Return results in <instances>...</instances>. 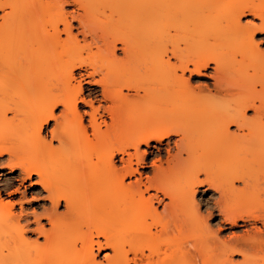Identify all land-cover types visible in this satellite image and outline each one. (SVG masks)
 <instances>
[{"label": "bare ground", "instance_id": "bare-ground-1", "mask_svg": "<svg viewBox=\"0 0 264 264\" xmlns=\"http://www.w3.org/2000/svg\"><path fill=\"white\" fill-rule=\"evenodd\" d=\"M0 138V264H264V0H0Z\"/></svg>", "mask_w": 264, "mask_h": 264}, {"label": "rangeland", "instance_id": "rangeland-1", "mask_svg": "<svg viewBox=\"0 0 264 264\" xmlns=\"http://www.w3.org/2000/svg\"><path fill=\"white\" fill-rule=\"evenodd\" d=\"M118 56H120L119 53H118ZM84 88H88V86L87 85H84ZM15 91H16V93L17 92L19 93V89L18 88L15 89L13 91V93H15ZM13 96H12V99L15 97V100L17 101V99H16V96L17 95H15L14 97ZM15 100H13V101H15ZM57 114H59V111H56L55 112V115H57ZM10 116L11 115H9V117ZM52 125H53V122H50V125H49L48 129H51L52 128ZM231 131H233V128H231ZM5 137L8 138V139L4 138L6 140V141L3 140V141H5L4 142V145H7V147H9V146L15 144V143H13V142H15V140L13 138H10V137H14V136H11V135L8 136V135H6ZM171 141H173V138L171 139ZM0 142L3 145L2 139H1ZM183 158H185L184 155H183ZM152 159H153L152 157H148L147 162L149 163ZM164 160H165V155H164ZM1 167H0V185H3L4 184V182H3L4 179H9V178H13V177L15 178L18 175V172L17 171L14 172V174H8V170H5L4 167H2V168ZM139 172H141L144 175H150V170L149 169L148 170L147 169H139ZM202 178H203V176L200 179H202ZM35 180H36V178L33 177L32 178V181H35ZM30 184H31L30 182H26L23 185V187L20 188V193H16V194L11 195L10 196L11 197L10 199L7 198L13 204L12 211L14 213H16V214L19 213V209L18 208H19L20 205L18 203H20V202L22 203V207H23L25 213L28 212L29 214L31 212H35V213H37V215H41V214H43L44 210H48L50 208L48 201H46V199H45V193H42L41 191H39V188L38 189L37 188L35 189V187L34 188H31L30 187ZM15 186H17V185H15ZM12 190H13V188L7 190L6 192L9 193ZM201 191H203V189H198V192H201ZM207 197L209 198L210 197V194H207L206 196H202L201 194H199V195H196L195 200H196V202H199V201H201L203 199L204 200L205 199H208ZM155 206L158 207L159 211L161 210L160 206H157V205H155ZM62 210H63V208H60L58 211L60 212ZM201 213H202V215H205L204 212H203V210H202ZM217 221H218V219H215L212 223L211 222L209 223L210 227L213 230H216V227L215 226L213 227V225H215L217 223ZM42 224L46 228L48 227L46 225L45 221H42ZM32 228H34V226H32ZM226 228H229V227H226ZM240 231L241 230H239V229H234V230L227 229L226 232H223L220 236L221 237H227V235H229L230 232H234L237 235H241L242 233ZM31 237L30 238L32 240L36 238V236H31ZM0 239L2 240V238H0ZM41 241L42 240H40V242ZM240 259H241L240 257H235L234 258V261L235 262H239V261H241Z\"/></svg>", "mask_w": 264, "mask_h": 264}]
</instances>
